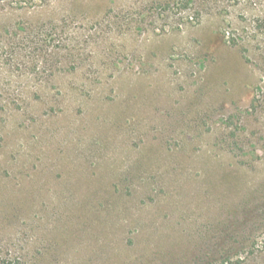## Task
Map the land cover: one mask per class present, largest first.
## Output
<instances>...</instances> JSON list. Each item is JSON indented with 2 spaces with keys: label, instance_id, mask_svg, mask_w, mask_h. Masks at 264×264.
<instances>
[{
  "label": "rangeland",
  "instance_id": "obj_1",
  "mask_svg": "<svg viewBox=\"0 0 264 264\" xmlns=\"http://www.w3.org/2000/svg\"><path fill=\"white\" fill-rule=\"evenodd\" d=\"M263 240L264 0L0 13V264H211Z\"/></svg>",
  "mask_w": 264,
  "mask_h": 264
},
{
  "label": "trees",
  "instance_id": "obj_2",
  "mask_svg": "<svg viewBox=\"0 0 264 264\" xmlns=\"http://www.w3.org/2000/svg\"><path fill=\"white\" fill-rule=\"evenodd\" d=\"M61 1L66 0H0V13L8 11L47 10ZM63 21L66 22V19ZM61 23H38L37 28L32 29L33 26H31L30 31L35 33L38 38L44 37L50 40L51 43H55L63 31L59 27ZM211 264H264V240L262 242H254L250 248L244 251L242 247L232 248L231 252L226 254L224 258L219 259L215 256Z\"/></svg>",
  "mask_w": 264,
  "mask_h": 264
}]
</instances>
